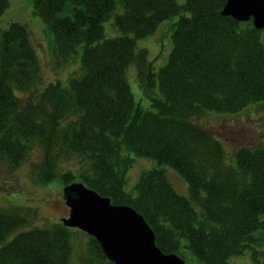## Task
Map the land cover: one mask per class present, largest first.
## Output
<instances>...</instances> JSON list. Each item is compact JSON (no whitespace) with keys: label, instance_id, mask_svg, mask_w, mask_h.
<instances>
[{"label":"trees","instance_id":"trees-1","mask_svg":"<svg viewBox=\"0 0 264 264\" xmlns=\"http://www.w3.org/2000/svg\"><path fill=\"white\" fill-rule=\"evenodd\" d=\"M30 2L52 35L53 60L66 64L79 55L81 74L67 87L42 88L26 28L11 23L0 30V164L18 168L38 148L34 183H81L111 205L130 207L164 255L229 264L250 250L260 264L264 147L239 149L227 164L219 142L192 119L264 104V29L222 17L226 0ZM7 7L0 0V14ZM110 18L120 36L105 39L102 25ZM164 22L171 23L172 46L154 73L136 41ZM129 67L150 110L134 103L125 79ZM17 94L29 98L23 102ZM127 154L158 166L140 174L134 197L124 190L132 163ZM71 161L76 171L59 170ZM163 168L184 180L187 197L177 194ZM16 210H0V264H111L96 241L61 223L20 232L30 222ZM79 235L86 239L83 249L73 245Z\"/></svg>","mask_w":264,"mask_h":264},{"label":"rangeland","instance_id":"rangeland-1","mask_svg":"<svg viewBox=\"0 0 264 264\" xmlns=\"http://www.w3.org/2000/svg\"><path fill=\"white\" fill-rule=\"evenodd\" d=\"M186 0H176L182 5ZM8 7L0 14V30H6L11 23H18L24 26L28 32L29 41L36 55L39 70L43 78V87L52 83H59L62 87L68 86L70 78L78 77L81 74L79 55L73 57L70 63L57 64L51 54L52 35L45 32L44 25L39 17L33 15L30 0H7ZM119 11L116 12V15ZM177 17L173 19L176 22ZM170 22L162 23L157 30L148 38L136 41V49L144 50L148 62L152 63L154 73L163 67L171 50V29ZM103 34L105 39L120 36L114 25L113 18L103 23ZM132 37L131 35H129ZM128 36V37H129ZM264 44V33L261 35ZM80 53V52H79ZM78 53V54H79ZM125 79L131 92L134 103L144 109L150 110V102L142 94L136 80V70L129 67L125 73ZM23 102H26L28 95H19ZM156 96H158L156 91ZM193 123L205 128L221 145L225 154L226 163L232 165L233 155L239 149L264 147V104L252 105L235 114H214L208 113L192 119ZM131 158V167L125 175V192L135 196L134 186L142 172L158 168L153 160L137 158L127 154ZM42 160V152L34 148L28 159L18 168L9 169L0 164V210H16L20 216L27 215L26 220L30 222L28 228L41 229L47 226L58 224L62 219H67L68 209L63 202V188L65 184L55 179L47 185H38L31 179V169ZM78 168L76 161L63 163L60 171ZM167 170V177L178 195L187 197V185L173 171ZM86 239L77 236L73 240L76 249H83ZM262 256L260 264H264V246L259 248ZM250 250H246L241 257L233 258L229 264H254L250 258ZM185 264H202L191 254L186 253Z\"/></svg>","mask_w":264,"mask_h":264},{"label":"water","instance_id":"water-1","mask_svg":"<svg viewBox=\"0 0 264 264\" xmlns=\"http://www.w3.org/2000/svg\"><path fill=\"white\" fill-rule=\"evenodd\" d=\"M222 17L237 23L251 21L264 29V0H226ZM68 209L61 224L92 238L111 264H185L176 255H164L155 246L154 235L143 218L128 206L111 205L106 198L81 183L63 188Z\"/></svg>","mask_w":264,"mask_h":264}]
</instances>
